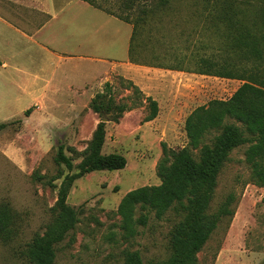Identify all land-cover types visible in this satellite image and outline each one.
Listing matches in <instances>:
<instances>
[{
  "label": "rangeland",
  "instance_id": "374dc122",
  "mask_svg": "<svg viewBox=\"0 0 264 264\" xmlns=\"http://www.w3.org/2000/svg\"><path fill=\"white\" fill-rule=\"evenodd\" d=\"M92 1L117 16L128 15L131 20L141 14L143 6L151 7L147 22L137 25L138 34L142 35L141 42L136 39L138 49L134 57L147 64L179 63L183 67L192 66L193 54L208 55L222 46L227 22L221 19L223 11L254 17L264 4V0H167L155 8L152 5L157 0H136L132 7L125 8L124 0ZM216 17L217 21L213 19ZM97 20L93 18V22ZM128 24L132 31L133 21ZM126 30L124 23L117 30L113 52L117 57L122 55ZM85 33L83 30L81 35ZM29 45L18 32L0 27V56L12 55L8 65L0 67V76H14L17 71L48 74L51 83L46 92L49 96L45 97L54 100H50L48 107L52 110L45 109L47 113L43 109L35 110L31 107L33 98L21 94L13 85L3 84L0 77V122L8 124L0 131V203L8 202L17 214L16 235L8 242L0 239V264H27L23 253L26 243L34 234L44 232L51 217L50 207L55 203L61 182V178L53 180L54 176L58 171L64 174L77 171L80 152L101 119L92 110L93 113H88V108L91 109L94 95L105 88L97 75L103 73L107 64L82 58L57 59V54L48 59L45 53L31 59L24 56ZM69 49L101 56L109 53L96 44ZM154 68L148 73L155 80L146 84L150 89L139 86L135 89L127 78L108 74L114 102L126 104L127 109L117 122L102 116L106 127L102 152L121 153L127 162L122 169L94 171L73 181L67 202L77 209L79 219L56 244L53 264H124L125 249L137 250L144 264L168 256L169 232L178 216L170 209L156 217L153 211L137 207L135 217L145 213L147 219L129 232L120 225L118 203L130 189L159 184L157 163L163 154L162 144L172 149L186 145L184 120L191 110L210 99L229 97L240 81ZM145 75L136 73L141 85ZM85 80L91 81L88 95L80 93V97V83ZM71 84L76 86L70 88ZM148 90L160 101L155 122L144 120L150 112ZM38 99L36 103L42 105V98ZM79 99L82 100L81 125L74 129L59 127L64 122L60 124L57 120L67 122ZM171 99L176 104L175 112L168 111L166 103ZM30 107L29 113H25ZM50 113L55 122H50L49 127L42 126L41 116ZM212 134L206 135L207 141ZM60 144L73 163L70 171L55 162ZM245 147L240 145L229 153L217 176L209 211H215L230 198L233 213L218 222L197 252V264H264V185L251 180L250 167L244 160ZM196 153L197 149L193 150L195 156Z\"/></svg>",
  "mask_w": 264,
  "mask_h": 264
},
{
  "label": "trees",
  "instance_id": "16d2710c",
  "mask_svg": "<svg viewBox=\"0 0 264 264\" xmlns=\"http://www.w3.org/2000/svg\"><path fill=\"white\" fill-rule=\"evenodd\" d=\"M85 1L94 5L92 0ZM135 1L124 0V7H132ZM166 1L157 0V4L152 7L158 8L157 5ZM152 10L151 7L143 6L141 14L132 20L128 15L117 16L125 22L133 21L128 48L131 62L240 81L229 97L210 99L191 110L184 120L187 144L177 149L162 144L163 154L157 163L160 183L128 190L117 206L120 225L129 232L134 231L136 224H144L147 219L145 213L135 217L137 207L153 211L156 217L163 216L170 209L178 216L169 232L168 256L164 259H151L147 264H197V252L218 222L223 216L233 213L229 207L230 198L223 201L215 211H209V204L217 176L234 148L246 145L244 160L250 167V178L255 184L264 185V4L257 15H252L254 17L223 11L221 19L227 21L222 33L224 43L208 55L193 54L194 62L188 67L179 63L175 66L147 64L134 57L138 49L137 41L141 42L142 35L138 34L137 25L146 23L148 13ZM104 87L94 95L89 105L101 119L86 147L80 152L77 171L71 174L58 171L53 178H61V182L55 203L50 207L51 217L44 232L34 234L26 243L23 253L27 264H53L56 244L78 222L77 209L67 202L73 181L86 173L118 170L126 165L123 154L102 152L106 134L102 116L105 115L108 121L117 122L127 109L126 104L114 102L110 82H105ZM147 100L150 112L144 120L152 119L157 113L156 101L150 97ZM29 111L30 108L25 113ZM7 125L6 122H0V131ZM211 132L213 134L207 141L206 135ZM195 149L197 156L193 154ZM55 162L63 164L68 171L73 168L71 158L64 153L61 144L57 147ZM16 229L17 214L8 202H1L0 239L3 242L11 241L17 233ZM123 252L124 264H144L137 250L125 249Z\"/></svg>",
  "mask_w": 264,
  "mask_h": 264
},
{
  "label": "crops",
  "instance_id": "0c3cea01",
  "mask_svg": "<svg viewBox=\"0 0 264 264\" xmlns=\"http://www.w3.org/2000/svg\"><path fill=\"white\" fill-rule=\"evenodd\" d=\"M93 18H97L98 20L93 22ZM123 23L127 27L126 41L122 47L123 52L121 57H117L113 53L116 50L114 47L115 36ZM0 27L18 32L30 44L24 54L27 58L32 59L35 55L42 56L45 53L48 59L50 55L57 54V59L82 58L93 62H105L107 66L103 73L97 75L101 79L100 85L107 81L110 82L107 76L111 73L127 78L133 85L139 86L141 89H150L146 84L155 82V80L148 76L151 69L155 70V66L131 62L128 58L127 50L131 34V27L128 22L119 19L114 13L108 12L98 5H92L85 0H0ZM83 30L86 33L81 35ZM75 34L79 36H75ZM94 44L107 49L109 53L101 56L68 51L72 50L69 48H86ZM11 59L12 55L9 58L6 54L1 55L0 67H6L8 61H11ZM136 73L147 74L142 77V85L141 81L137 79ZM40 75L38 73L17 71L14 76L8 77L7 75H2L0 77L3 84L13 85L15 90H19L21 94L33 98L35 101L31 107L40 111L43 109L42 112L47 113L45 109L49 110L52 108H48L51 105L50 100L54 102L52 98H47L46 100L45 97L47 95L46 92L50 90L51 79L48 74ZM89 84H91L90 80L81 81L78 93L88 95ZM69 86L72 88L76 84ZM146 97L155 100L158 103L157 105L160 106V101L152 91H146ZM38 98H42V105L39 101L36 103ZM78 102L76 108L73 106L71 109L72 112L68 116L67 122L57 120L60 124L62 121L64 122L59 127L74 129L81 125L83 121L80 106L82 100L79 99ZM166 104L169 105V112L176 111V104L172 102V99ZM88 111V113H93L89 108ZM155 117L145 121L155 122L157 120ZM39 122L42 126L45 124L49 127L52 124L50 122H55V118L50 113L49 116L42 115Z\"/></svg>",
  "mask_w": 264,
  "mask_h": 264
}]
</instances>
